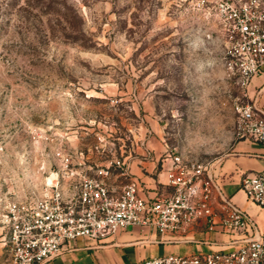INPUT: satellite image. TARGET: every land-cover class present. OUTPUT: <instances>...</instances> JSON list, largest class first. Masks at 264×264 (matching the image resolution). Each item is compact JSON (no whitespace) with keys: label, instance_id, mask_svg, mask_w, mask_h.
I'll return each instance as SVG.
<instances>
[{"label":"rangeland","instance_id":"1","mask_svg":"<svg viewBox=\"0 0 264 264\" xmlns=\"http://www.w3.org/2000/svg\"><path fill=\"white\" fill-rule=\"evenodd\" d=\"M193 4L0 0V216L56 172L71 192L55 150L77 160L99 133L123 157L152 123L183 158L222 160L237 88L217 20Z\"/></svg>","mask_w":264,"mask_h":264},{"label":"built area","instance_id":"2","mask_svg":"<svg viewBox=\"0 0 264 264\" xmlns=\"http://www.w3.org/2000/svg\"><path fill=\"white\" fill-rule=\"evenodd\" d=\"M208 18H215L228 44L222 61L225 76L236 88L232 96L233 140L264 142V110L249 95V86L264 67V0H192ZM258 92L264 94V84ZM140 140L145 155L153 150L146 135ZM171 163L165 166L169 193L146 197L139 180L132 175L126 157L118 156L103 133L94 148L110 151L105 164H87L85 152L78 159L59 146L55 155L62 177L71 180L68 192L57 175L37 196L7 201L0 220L6 230L9 264H42L55 257L78 237L97 241L113 236L130 225L156 227L161 233H183L201 216L208 226L233 234L232 246L192 254L168 253L146 258L140 264H264V225L223 190L214 173V161L185 159L166 145ZM164 166V165H163ZM124 177L118 184L113 176ZM241 187L248 199L264 210V168L246 173ZM219 197V214L212 199Z\"/></svg>","mask_w":264,"mask_h":264},{"label":"crops","instance_id":"3","mask_svg":"<svg viewBox=\"0 0 264 264\" xmlns=\"http://www.w3.org/2000/svg\"><path fill=\"white\" fill-rule=\"evenodd\" d=\"M262 84L264 67L253 77L249 86L251 100L264 110V94L258 92ZM146 130H150L147 144L153 150L152 155L146 156L144 146L138 145L134 154L130 152L125 157L132 175L140 182L141 193L146 197H154L172 190L167 183L164 169L171 163V157L166 156L167 147L160 143L157 128L151 123ZM108 156L110 151H93L89 148L84 159L87 164H105ZM262 168L264 142L247 139L233 140L222 160L219 163L214 162V173L220 179L224 192L264 225V210L251 202L241 187L242 177L246 173ZM124 179L117 175L111 178L118 184ZM212 204L221 214L223 205L220 198H213ZM0 227V264H9L10 252L5 244L6 230L3 224ZM232 240V233L220 226L209 228L207 217L201 216L183 233H161L156 227L130 225L102 241L81 236L66 244L61 253L42 264H140L146 258L168 253L192 254L226 249L233 245Z\"/></svg>","mask_w":264,"mask_h":264},{"label":"bare ground","instance_id":"4","mask_svg":"<svg viewBox=\"0 0 264 264\" xmlns=\"http://www.w3.org/2000/svg\"><path fill=\"white\" fill-rule=\"evenodd\" d=\"M56 175H57V173H56ZM51 179H52V178H51ZM51 179H50V178H48V182H49V181H51Z\"/></svg>","mask_w":264,"mask_h":264}]
</instances>
